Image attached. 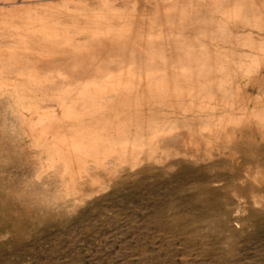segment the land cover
Wrapping results in <instances>:
<instances>
[{"label": "rangeland", "instance_id": "obj_1", "mask_svg": "<svg viewBox=\"0 0 264 264\" xmlns=\"http://www.w3.org/2000/svg\"><path fill=\"white\" fill-rule=\"evenodd\" d=\"M0 264H264V0H0Z\"/></svg>", "mask_w": 264, "mask_h": 264}, {"label": "bare ground", "instance_id": "obj_2", "mask_svg": "<svg viewBox=\"0 0 264 264\" xmlns=\"http://www.w3.org/2000/svg\"><path fill=\"white\" fill-rule=\"evenodd\" d=\"M171 1V0H170ZM72 10V9H71ZM89 10V9H88ZM90 12H91V10H90ZM208 14V13H207ZM126 17V16H125ZM33 22V21H32ZM44 23V22H43ZM121 23H122V21H121ZM255 23H256V21H255ZM112 24V23H111ZM257 24V23H256ZM263 24V23H262ZM64 26V25H63ZM33 27V26H32ZM101 27V26H100ZM100 27H98V28H100ZM69 28V27H68ZM102 28H104V27H102ZM126 28V27H125ZM50 29H51V27H50ZM59 29V28H58ZM109 29V28H108ZM29 30V29H28ZM47 30V29H46ZM97 30V29H96ZM145 30V29H144ZM27 31V30H26ZM263 31V30H262ZM85 32V31H84ZM230 32H231V30H230ZM60 33H61V31H60ZM87 33V32H86ZM123 35V34H122ZM121 35V36H122ZM135 36V35H134ZM189 36V35H188ZM137 37V36H136ZM179 37V36H178ZM197 37V36H196ZM138 38V37H137ZM147 39V38H146ZM246 39V38H245ZM8 40V39H7ZM124 40V39H123ZM174 41V40H173ZM71 43V42H70ZM197 43H198V40H197ZM17 44V43H16ZM75 44V43H74ZM97 44V43H96ZM134 44H135V42H134ZM69 45V44H68ZM76 46V45H75ZM74 47V46H73ZM131 49V48H130ZM133 49V48H132ZM144 49V48H143ZM72 59V58H71ZM97 59V58H96ZM154 60H155V58H154ZM166 60V59H165ZM180 60V59H179ZM15 61V60H14ZM72 61H74V59L72 60ZM150 61V60H149ZM163 61V60H162ZM132 63H133V61H131ZM169 62V61H168ZM152 63V62H151ZM170 63V62H169ZM125 64V63H124ZM185 64V63H184ZM81 65H83V63L81 64ZM127 67V66H126ZM125 69V68H124ZM175 70V69H174ZM81 71H83V70H81ZM176 71V70H175ZM98 72V71H97ZM106 72V71H105ZM122 72V71H121ZM125 72H127V71H125ZM137 72V71H136ZM177 72V71H176ZM69 73V72H68ZM92 73H94V72H92ZM156 73H158V72H156ZM75 74V73H74ZM110 75V74H109ZM134 75H136V74H134ZM182 75L184 76V77H186V80H187V78L189 77V78H193L194 77V73H192V72H183L182 73ZM40 76V75H39ZM160 78V77H159ZM232 78V77H231ZM130 79H132V78H130ZM142 79V78H141ZM68 80V79H67ZM130 82V81H129ZM128 82V85L130 84ZM261 82H262V80H261ZM25 83V82H24ZM114 83V82H113ZM133 83V82H132ZM140 83V82H139ZM142 83V82H141ZM172 83V82H171ZM134 84V83H133ZM136 84V83H135ZM138 84V83H137ZM121 85V84H120ZM141 85V84H140ZM150 85V84H149ZM173 85V84H172ZM142 86H143V84H142ZM145 86V85H144ZM90 87H92V86H85L84 88H85V91L87 92V91H89V89H90ZM94 87V86H93ZM178 87V86H177ZM96 88V87H95ZM147 88H149V87H147ZM146 88V89H147ZM155 88H157V87H155ZM162 88V87H161ZM118 89V88H117ZM65 90V89H64ZM149 90V89H148ZM66 91V90H65ZM69 91V90H68ZM93 91V90H92ZM145 91V90H144ZM94 92V91H93ZM149 92V91H148ZM176 92H178V91H176ZM243 92V91H242ZM109 93V92H108ZM17 94V93H16ZM187 94V92H185L184 93V95H186ZM26 95H28V94H26ZM25 95V96H26ZM138 95V94H137ZM136 95V96H137ZM180 95V94H179ZM183 95V96H184ZM29 96H32V95H29ZM105 96V95H104ZM124 96V95H123ZM147 96V95H146ZM205 96H207V97H213L214 96V94H211V93H209V92H206L205 93ZM127 97V96H126ZM131 97V96H130ZM135 97V96H134ZM150 97V96H149ZM181 97V96H180ZM117 98V97H116ZM141 98H143V96L141 97ZM169 98V97H168ZM182 98V97H181ZM98 99V98H97ZM106 99V98H105ZM124 99V98H123ZM126 99V98H125ZM134 99V98H133ZM151 99V98H150ZM159 99V98H158ZM13 100V99H12ZM100 100V99H99ZM117 101H119V100H117ZM132 101V100H131ZM68 102V101H67ZM152 102V101H151ZM178 102V101H177ZM186 103H188L187 101H185ZM66 103V102H65ZM124 103V102H123ZM165 103V102H164ZM132 104V103H131ZM136 104V103H135ZM163 104V103H162ZM156 105H157V103H156ZM47 106H49V105H47ZM66 106V105H65ZM68 106V105H67ZM125 106V105H124ZM147 106V105H146ZM185 106V105H184ZM123 108V107H122ZM121 108V109H122ZM156 108V107H155ZM104 109V108H103ZM27 112V111H26ZM172 112V111H171ZM168 113H170V112H168ZM175 113V112H174ZM171 114V113H170ZM148 115V114H147ZM153 115H154V113H153ZM175 115V114H174ZM151 116V115H150ZM248 116V115H247ZM54 118V117H53ZM22 119V118H21ZM141 119V118H140ZM150 119V118H149ZM128 120V119H127ZM137 120V119H136ZM151 120V119H150ZM100 121V120H99ZM249 122H250V120H249ZM146 124H147V122H146ZM101 125L100 124H97V123H90V124H88V125H86V126H83V128H85L86 130L85 131H90L91 129H96L97 127H100ZM111 126V125H110ZM166 126H167V124H166ZM105 127H107V128H109V126L108 125H106ZM142 127H144V125L142 126ZM148 127V126H147ZM152 127V126H151ZM150 127V128H151ZM137 128V127H136ZM47 129V128H46ZM142 129H144V128H142ZM148 129H149V127H148ZM152 129V128H151ZM163 129H164V127H163ZM154 130H155V128H154ZM66 131H68V130H66ZM138 131V130H137ZM82 133H84V131H82ZM54 141H52V143H53ZM216 149V148H215ZM250 185V184H249ZM87 190V189H86ZM56 194H58V191H57V193ZM236 203V202H235ZM232 212H234V211H232ZM224 213V212H223ZM223 216H224V214H223ZM222 216V217H223Z\"/></svg>", "mask_w": 264, "mask_h": 264}]
</instances>
